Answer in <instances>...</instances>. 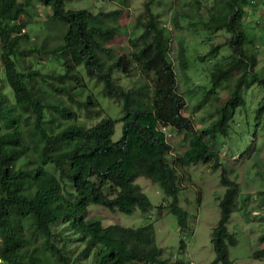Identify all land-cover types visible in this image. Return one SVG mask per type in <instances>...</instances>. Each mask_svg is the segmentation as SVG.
Returning a JSON list of instances; mask_svg holds the SVG:
<instances>
[{"label": "trees", "instance_id": "trees-1", "mask_svg": "<svg viewBox=\"0 0 264 264\" xmlns=\"http://www.w3.org/2000/svg\"><path fill=\"white\" fill-rule=\"evenodd\" d=\"M66 1L0 0V67L8 87L7 92L0 89V264H86L79 254L72 259L68 253L73 238L84 245L83 257L91 255V264H183L162 259L152 224L103 226L86 219L90 205L124 214L149 210L151 203L135 182L145 177L171 198L166 207L183 231L188 214L178 204L182 189L176 167L197 162L220 170L224 186L218 224L211 233L214 258L210 264H231L228 247L237 242L226 223L237 210L239 187L205 135L216 131L217 137L229 136V121L236 108L245 106L241 90L249 82L264 91L262 67L257 66V53H251L248 39L249 29H254L255 38L264 42V24L249 26L243 19L246 0H227V10L210 6L207 20L199 22L208 30L225 29L229 34L224 45L230 54L212 64V92L217 94L237 74L229 97L215 114L206 115L208 123L214 119L200 129L182 114L185 99L178 92L171 66L170 38L150 9L153 0L145 4L147 18L139 19L141 33L130 42V51L113 56L107 64L100 54L111 55L110 43L118 27L102 26L116 21L121 10L93 14L86 9H66ZM33 5L51 10L43 22L49 32L35 41L21 32L27 25V9ZM176 17L189 16L181 10ZM184 50L179 41L177 60L183 71L187 67ZM32 56H49L62 66L48 74L27 69L26 59ZM116 71H135L132 86L115 83ZM83 72L103 83V95L119 104L123 113L119 140L112 139L116 121L88 89ZM198 99L197 106L207 100ZM162 126L170 133L180 132L187 143L172 162L167 160L171 144ZM66 180L71 191L66 190ZM58 220L70 229L66 239L55 231ZM253 257L264 258V247L254 251Z\"/></svg>", "mask_w": 264, "mask_h": 264}, {"label": "rangeland", "instance_id": "rangeland-1", "mask_svg": "<svg viewBox=\"0 0 264 264\" xmlns=\"http://www.w3.org/2000/svg\"><path fill=\"white\" fill-rule=\"evenodd\" d=\"M149 0H68L65 2L66 9H86L93 14L106 13L114 10H121V16L116 21L110 20L103 23L105 26H117L118 32L113 37L110 46L112 53L108 57L100 54L103 63H110L115 55H125L130 51V42L139 36L141 26L139 19L145 21L147 12L145 4ZM227 0H153L150 1V9L156 15L158 22L165 26L170 42V60L173 62L178 92L184 97L185 105L182 114L190 117L197 128L210 124L205 119L207 114H215L218 106L221 105L232 92V85L237 74L232 75L219 89L217 94L211 88V70L217 59L230 54V48L226 45L228 32L225 29H207L199 22L207 20L210 6L227 10ZM244 10L243 19L248 21L249 26L256 22L263 27L264 24V0H246L242 6ZM187 11L188 18L176 17L179 11ZM51 15L49 8L33 5L27 9L25 20L27 25L21 30L31 40H39L49 30L43 25L46 17ZM175 16L176 18H172ZM175 19V20H174ZM245 21V23H246ZM198 23V24H197ZM259 26V25H258ZM52 28V26H50ZM261 27V28H262ZM259 28V31L262 29ZM255 29H258L255 28ZM248 39L250 40L251 53H257V66L262 67L264 75V42L255 38L254 29H249ZM58 32V30L54 31ZM263 35V32H262ZM185 46L187 64L183 67L177 61H172L177 55L178 42ZM225 44V45H224ZM219 46L218 51H214ZM256 48L258 50L256 51ZM27 69H39L42 73L58 72L62 66L60 61L49 56H32L26 59ZM87 87L100 102L104 111L116 121L113 141L121 137L122 123L120 119L123 113L119 104L103 95V83H97L92 77L84 72ZM114 82L129 88L136 78V72L122 73L116 71ZM182 77V78H181ZM251 82H249L250 84ZM243 87L241 95L245 106L240 105L234 111L232 120L229 121L230 130L228 137H217L216 131L205 135L208 145L217 150L222 163L230 179L238 184L236 196L237 210L234 211L227 224L228 230L234 233L238 243L229 247L231 264H264V258L253 257L256 250L264 247V96L263 90L252 83ZM257 87V88H256ZM0 89L8 91L0 67ZM209 90V91H208ZM208 94V95H207ZM212 95L217 100H212ZM196 96L206 97L205 102L199 101L197 106ZM263 96V99H262ZM259 111L255 115V110ZM197 110V111H195ZM82 116V115H81ZM255 119V122L253 121ZM207 120V121H206ZM245 136V139L241 137ZM217 135V136H216ZM223 138V140H221ZM171 144V152L167 160L172 162L173 157L179 155L187 148V143L180 132H172L167 138ZM52 171V169H50ZM178 181L181 192L178 196V204L186 210L187 228L183 231L177 223L176 217L167 209L171 198L165 196L159 184L153 183L145 177L136 179L142 192L148 197L151 208L146 212L137 209L132 214H124L119 211L111 212L99 205H90L86 222L100 221L103 226L109 224H120L122 226L140 227L152 224L155 230L156 244L161 250V257L168 262H182L183 264H210L214 258L213 246L211 243V232L218 224L220 208L219 199L223 196L224 186L220 181V170H212L209 164L202 162L193 163L183 169L177 168ZM54 171V170H53ZM66 190L71 191L69 181H65ZM55 231L67 238L70 229L66 222L58 220L55 222ZM70 235V234H69ZM58 235V239H59ZM181 241L183 244H181ZM68 243V253L75 259L83 260L91 264V255L83 257L80 254L84 245L75 238Z\"/></svg>", "mask_w": 264, "mask_h": 264}, {"label": "clouds", "instance_id": "clouds-1", "mask_svg": "<svg viewBox=\"0 0 264 264\" xmlns=\"http://www.w3.org/2000/svg\"><path fill=\"white\" fill-rule=\"evenodd\" d=\"M154 14V13H153ZM155 15V14H154ZM155 17H156V15H155ZM157 20V19H156ZM157 22H158V20H157ZM141 33V32H140ZM168 35H169V33H168ZM169 38H170V42H171V37L169 36ZM169 50H170V45H169ZM170 53V52H169ZM177 56H178V52H177V55H176V57H175V59H173L172 58V61H177L178 62V60H177ZM173 65V62H171V66ZM172 68L174 69V66H172ZM175 70V69H174ZM184 72V71H183ZM110 99H112V98H110ZM161 129H163V130H165L166 132H167V134H166V138H168L172 133H170V131H168L167 129H165V127H161ZM168 141V140H167ZM141 190V189H140ZM223 197V196H222ZM221 197V198H222ZM221 198L219 199V201L221 200ZM219 201H218V203H219ZM218 206H219V204H218ZM186 211V210H185ZM220 213V212H219ZM232 215V214H231ZM230 220V219H229ZM229 222V221H228ZM228 222L226 223V225L228 224ZM215 227V226H214ZM213 227V228H214ZM213 230V229H212ZM227 230H228V226H227ZM228 232L230 233V234H232L233 236H234V238L236 239V242L238 243V240H237V238H236V236H235V234L234 233H231L229 230H228ZM212 233V232H211ZM236 243V244H237ZM230 247V246H229ZM229 247H228V251H229ZM214 251V250H213ZM229 259H230V256H229Z\"/></svg>", "mask_w": 264, "mask_h": 264}]
</instances>
